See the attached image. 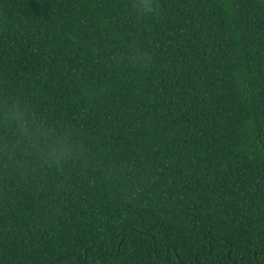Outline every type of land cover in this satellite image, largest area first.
<instances>
[{"label": "trees", "instance_id": "obj_1", "mask_svg": "<svg viewBox=\"0 0 264 264\" xmlns=\"http://www.w3.org/2000/svg\"><path fill=\"white\" fill-rule=\"evenodd\" d=\"M158 8L0 0V264H264V0Z\"/></svg>", "mask_w": 264, "mask_h": 264}, {"label": "clouds", "instance_id": "obj_2", "mask_svg": "<svg viewBox=\"0 0 264 264\" xmlns=\"http://www.w3.org/2000/svg\"><path fill=\"white\" fill-rule=\"evenodd\" d=\"M133 8L140 18L158 16L160 14L158 0H133ZM128 62L134 66H148L151 63V57L137 49H134L128 56ZM19 135L27 138V130L25 126H20ZM26 148L28 150V154L37 158L43 165L57 162L53 160L52 153H46L44 150L38 149L34 144L27 143ZM10 158L15 159L14 153L10 156Z\"/></svg>", "mask_w": 264, "mask_h": 264}, {"label": "water", "instance_id": "obj_3", "mask_svg": "<svg viewBox=\"0 0 264 264\" xmlns=\"http://www.w3.org/2000/svg\"><path fill=\"white\" fill-rule=\"evenodd\" d=\"M55 262V261H54ZM53 263V262H52ZM52 263H50V264H52Z\"/></svg>", "mask_w": 264, "mask_h": 264}]
</instances>
